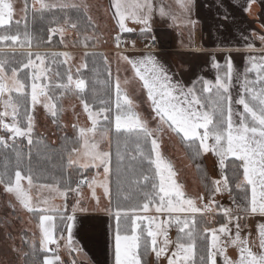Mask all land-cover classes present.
Returning a JSON list of instances; mask_svg holds the SVG:
<instances>
[{"label": "snow or ice", "instance_id": "obj_1", "mask_svg": "<svg viewBox=\"0 0 264 264\" xmlns=\"http://www.w3.org/2000/svg\"><path fill=\"white\" fill-rule=\"evenodd\" d=\"M182 10V14H188L190 16L192 10L193 0H177ZM254 2V0H250ZM41 7L46 5L41 4ZM112 7L115 9L114 18L121 32H129V29L125 26V19L131 18L134 22L141 24V34L146 35L151 32L150 20L153 12V4L151 0H136V2H129V0H113ZM161 17L165 15H171L166 13L163 7L158 9ZM13 15V5L9 0H0V26L8 25ZM175 20V16L172 17ZM187 23L194 24L195 22L191 19L186 20ZM75 27V25H73ZM119 39V37H117ZM154 40L155 37L153 36ZM261 44L264 45V36L259 37ZM12 41L13 44L19 42L21 47L25 46L27 41L30 46V38L28 33L24 34V38L21 39L19 34H0V42ZM147 47V46H146ZM248 48L251 50L252 45L249 44ZM65 57L67 53H62ZM33 53H27V63H22L24 69L35 68V61H39L41 65L44 64V57L36 53L35 61L32 59ZM120 60L125 61L131 65L135 77H138L139 81L142 82V88L146 90L147 99L151 102V111L155 113L156 117H159L161 124H167L169 129L175 132L177 135L182 134L183 141L189 142L188 147L192 148L196 141H199V150L208 152L211 150L216 156L220 158L221 167L224 166L225 160L229 157H235L237 161L241 163L235 165V171L233 177L235 186L237 189L244 188L245 184L251 186V200L250 204L244 206L237 205V214L235 217L232 216V209L220 210L224 212L225 216H228L230 221L235 219L236 224V235L234 237L228 236L227 241L224 243L226 247L229 243L233 246L240 248L241 257L238 261H231L224 252V247L221 246L220 237L217 232L227 234L229 229L227 225H221L217 230L215 228H205L206 232L211 234V240L207 243L205 248V255L201 256L202 264H216L215 256L220 254L224 257V264H264V253L259 256L254 255L251 250L247 247V239H242L240 236L239 220L242 218L241 214H246L249 211L253 214L259 213L264 215V84H261L259 90H257L256 83L264 81V56L260 57H249L248 63L251 67H246L245 77L248 72L255 71L257 74V81L254 83L245 78L244 92L247 96L242 95L239 99L233 101L229 94V86L233 76V62L231 59H227L226 67L227 71L223 76L218 75L214 84L209 81L203 82V87L200 94L194 88L185 90L182 85L178 82H173L172 77L168 75L167 69L161 64L151 52L146 53L143 57L131 59L127 56L119 57ZM7 60L0 58V104L3 105L4 111L0 112V129H5L12 134L13 137H20L29 135L32 130L33 116L30 112L26 111L25 115L28 120L27 128L19 126L18 116L19 108L23 103L20 99H14L11 95L7 99H2L5 92L11 93L13 91L23 94L25 97V84L17 79V73L20 71L17 67L11 68V77L7 76V69L5 65ZM214 68H220V65L213 63ZM41 72H36L32 75V91H31V103L33 107L37 104L42 103L39 97H45L46 101L43 106L51 113L53 117L57 115L56 105L52 103L51 97L46 91L47 85L41 86L36 83L40 79ZM10 81V83H9ZM73 83V77L68 75V84ZM75 88L80 92H83L85 87L84 80H76ZM128 83V81H125ZM59 88H67L68 85L59 84ZM214 90V91H213ZM208 94V95H205ZM84 110L88 112L89 119L92 121V128L80 129V138L83 140V155L90 157L93 161L99 160L104 165V173L107 178V174L110 169L108 167L107 157L109 153H102L97 151L98 143L90 142L88 139V133L96 132L97 117L104 112H110V108H101L99 112L93 113L90 110V106L84 103ZM233 103L242 105L243 111H234ZM135 103L129 98L127 93L121 89L120 82H116V102H115V130L117 136L124 133H128L135 137V148L137 156L132 157L136 160L137 157L142 158L139 161L140 169L139 175L134 181L137 183L139 180L151 184V191H144L142 193L143 205L141 207L140 201L136 200L130 203L128 207L122 206L119 202L116 205L115 220H116V231H115V264H141L139 250L143 248L145 253L148 252L149 247L151 251L155 252L157 258L161 256L163 252L167 250V245L170 241L167 239L166 231L163 225H156L157 230L149 228L147 236L151 238L150 242L144 238L143 232L137 233V219H148L149 223H155V218L138 217L134 215L138 210L147 212L150 210V205L155 208L156 212H167L172 213H196L200 211H211L213 201L210 199L203 209L195 206L193 199H185L184 192L181 191V186L175 182L173 177L175 172L172 169L170 163L165 161L160 153V144L158 137L154 138L153 133L157 132L158 129H150L147 125V121L143 120L142 117L134 111ZM11 109V111H9ZM206 109V110H205ZM11 116L12 122L5 123L4 117ZM238 117V121L234 119ZM105 120H109L110 117L105 115ZM198 129H203L201 134ZM103 134H101L102 138ZM211 137L214 143L209 145L208 140ZM31 142V141H29ZM150 142V149L147 145ZM0 145H6V141L3 137H0ZM127 141H125V147ZM117 155L120 159L119 148ZM147 162V165L144 162ZM87 163L83 164L82 167H88ZM154 166V173L152 167ZM243 170V179H240L239 169ZM25 179L20 171L15 173V181L13 182L11 177L7 173L0 174V183L5 185V191L12 193L20 201L22 207L27 209L29 212L40 211H56L54 207L46 209H34L31 205V197L27 194L25 189L21 185V180ZM28 184L31 187L32 179L31 176L27 177ZM159 180L157 185L156 180ZM84 183V181H81ZM93 180L89 187L95 184ZM119 183V181H118ZM216 186L215 191L220 192L221 187L227 189L229 187V180L227 177H222L221 180H215L212 182ZM104 188L105 196L109 195V188L106 183L100 185ZM79 187V186H78ZM58 192L61 197L66 198L68 191L75 192L76 195H80L77 189H66L61 192L59 189H53ZM121 195V189L117 190V196ZM159 198V204L156 203V198ZM93 198L95 191H93ZM175 198V199H173ZM126 201H131V194L124 196ZM199 199L203 200L201 196ZM247 199V196H245ZM97 202L98 199H97ZM48 203L47 200L44 201ZM79 200L72 206V211L75 213L77 210H83L79 208ZM111 212V209H108ZM129 212L133 215L130 216ZM54 219L51 215L41 214L40 229L43 239L41 240V246L43 247L47 243H55V239L52 235V228L55 225L45 227V221L51 222ZM75 220L74 215H67L66 213L61 215V221L65 222L66 230L68 232L67 246L73 250L74 248L71 240L73 221ZM129 221H131V234H127L129 230ZM167 223V222H165ZM175 223L179 227L181 224L183 227H179L180 232H184L185 228L189 227L187 219L181 220L178 216L175 217ZM259 230V246L264 249V225H258ZM163 235V246L158 245L156 237ZM189 241L193 239V232L189 231L186 233ZM63 238V237H61ZM207 239V238H205ZM181 238L178 237L176 241V252L172 253V256L166 257L168 264H179V253L183 252L184 259L187 260L188 254L193 249L191 242L185 244L180 242ZM173 257H176L175 259ZM59 259V257H56ZM45 264H51L47 259Z\"/></svg>", "mask_w": 264, "mask_h": 264}, {"label": "crops", "instance_id": "obj_2", "mask_svg": "<svg viewBox=\"0 0 264 264\" xmlns=\"http://www.w3.org/2000/svg\"><path fill=\"white\" fill-rule=\"evenodd\" d=\"M79 2L76 4L84 8L86 14L98 27L99 22L96 19L101 18L102 20L105 17V21L108 20L107 23H104L106 29L105 32L102 31L104 34H101L104 37L106 36V42L100 47L105 52L106 61L114 77L115 88L116 82L119 80L121 89L135 103L134 111L140 116V111L145 113L144 118L143 116L141 117L147 121L149 128L151 125H156L158 130L161 131L163 127H166L167 132L171 131L175 135V139L173 138L174 135L172 136L169 133H166L164 137L169 140L177 139L178 141L176 147L179 148V158L182 166L173 170L175 172L173 179L181 186V191L185 194L184 198L193 199L195 206L200 209H203L202 204H206L207 199H211L214 202L211 206V211L186 212L181 214L192 216L206 214L208 217H213L217 211V204L226 209L227 206L225 205L228 199L231 203L233 202L230 200L231 194L229 187L227 189L221 187V191L216 192V186L212 182L225 177V162L228 158L235 159V157L229 156L225 160L224 166L221 167L218 156L211 150L208 152H203L202 150L211 182L209 187H204L202 181L196 174L193 163L180 144L178 135L169 129L167 124H161L159 117L153 119L155 113L151 111V102L147 99L146 90L142 88V82L139 81L138 77H135L131 65L120 60L119 57L127 56L131 59H136L151 52L167 69L168 75L172 77V81L174 83L178 82L185 90L193 88L194 84L199 80L202 82L209 81L214 84L217 76H223L227 71L226 61L230 58L233 62V76L229 86V94L233 101H235L244 95L245 69L248 67L250 54L255 52L259 57L264 56V45L261 44L259 39V37L264 36V0H254V2H250V0H193L190 16L188 14H182L177 0H151L153 4L152 18L150 20L152 31L146 35L141 34L140 29L143 26L134 22L131 18H126L124 23L132 31H120L114 18L115 9L112 7L113 0H80ZM129 2H136V0H129ZM140 2H143V0H140ZM160 7H163L165 12L171 15L161 17L158 11ZM173 16H175V20H173ZM187 19H191L195 23H187ZM111 35H113V44L108 42L109 36L111 37ZM150 35H154L157 39V46L152 49L139 47L138 39L140 37H149ZM249 44L252 45L251 50L248 48ZM213 63L220 65V68H214ZM83 65L84 62L77 65L76 68H83ZM222 66H225V70L220 71ZM125 81H128V83H125ZM232 107L234 111H243L242 105L233 103ZM234 119L238 121V117H234ZM198 131L201 134L203 133V129H198ZM157 136L158 134L154 132L153 137L155 138ZM208 143L213 144L214 140L209 137ZM164 151L168 155L161 152V156L169 163L167 148ZM216 159L218 161L215 163ZM237 162L239 164L241 163L240 161ZM246 186L249 191L246 204H250L251 186ZM199 195L203 196L204 199H199ZM106 199L109 205L110 193ZM157 204H159V201ZM237 205L239 204L236 202V210ZM43 214L52 216V212L50 211L43 212ZM236 214L237 212H233L232 216L235 217ZM112 215L110 219L100 215H76L75 220L72 222V235L74 240L88 245V249L80 250H83L92 262L97 261L96 264H115V233L112 231ZM241 216L242 218L239 220V224L241 225L240 236L242 239H247V247L251 252L259 256L264 253V249H261L259 246L258 225H264V215H260L259 213L253 214L249 211L246 214L242 213ZM225 217L226 221L221 225H227L229 229L228 233L223 234L217 232L222 247H224L228 236L234 237L237 231V221L234 218L230 221L228 216ZM154 218L155 223L150 224L148 222V228L158 231L156 225H163L170 243L167 245V250L159 258L150 249L148 264H168L166 257L172 256V253L177 251L175 246L176 240L174 238L175 227H171L168 221H166L167 217L165 216ZM37 223L41 233L39 218ZM50 225H55V217L51 222L45 221V227H49ZM221 225L214 228L218 230ZM52 231L55 233V227L52 228ZM66 234L68 236V232ZM156 239L158 245L163 246L164 236L158 235ZM210 240L211 234L209 242ZM93 245L97 249H93ZM242 247L244 245L237 247L229 243L224 247L225 255L233 262L238 261L241 257L240 248ZM184 255L183 252L179 253V264H193L194 247L191 253L188 254L187 260L183 258ZM173 258L175 259L176 257ZM46 259L52 264V255L44 258V264ZM215 261L216 264H224V257L217 254ZM62 264L65 263L63 262Z\"/></svg>", "mask_w": 264, "mask_h": 264}, {"label": "trees", "instance_id": "obj_3", "mask_svg": "<svg viewBox=\"0 0 264 264\" xmlns=\"http://www.w3.org/2000/svg\"><path fill=\"white\" fill-rule=\"evenodd\" d=\"M62 22H66L67 25H75V32L77 37H74L73 41L75 44L78 43L79 37L82 34L96 33L97 30L93 25V22L89 19L88 15L81 6H68V7H55L48 10H32L27 12L25 21L16 22L11 20L8 25L0 27V34H19L20 37H24L25 33L28 36L34 37L38 40V43H34L35 48H49L52 50L46 51L48 55L47 66L52 65L53 73L55 74L56 83L52 85L54 93H68L70 92L67 88H59L57 85L65 84L68 82V67L62 59V42L61 37L58 36L59 26ZM96 39L90 38L86 40L84 47L89 48L86 51L84 69L77 73V77L81 78L85 82L83 92L76 91L77 96L85 103L89 104L90 108L94 111H99L101 108H110V112H106V115L110 117L109 120L104 118L100 120L97 127L100 130L105 131L109 137V152H110V163H109V192H110V209L112 212H116V205L119 202L122 206L128 207L130 203L136 200L140 201L141 207L143 205L142 193L144 191H151V184L139 180L134 183L139 175V161L142 159L137 157L133 160L132 157L137 156L135 148V137L124 133L117 136L116 130L113 126V116L115 114V100H116V88L114 83V77L111 73V69L105 61L104 53L98 50L95 46ZM6 45H10L9 48L12 50L0 51V58L6 59L7 64L5 65L7 72H11L12 67L21 68L22 63L26 61V52L21 50L18 45L13 44L12 41H7ZM1 47V43H0ZM4 47V46H3ZM8 47V46H7ZM25 47V46H24ZM82 46H80L81 48ZM225 70V66H222L220 71ZM27 69H21L18 71L19 79L26 84H29ZM247 80L252 82L257 81V76L252 72L246 74ZM264 84V81L256 83L257 90ZM203 87L201 80L194 84V89L197 94H200ZM214 91V90H213ZM54 93H49L52 96V100L56 105L57 115L53 118L58 121L61 111L60 98ZM208 95V94H205ZM244 96L247 94L244 92ZM14 99H20L23 103L19 108L18 122L19 126L26 127L27 117L25 112H30L31 104L30 98L27 94L25 97L20 93H13ZM180 144L186 151L188 158L193 163L198 178L204 183V186L209 187L210 177L208 174L207 166L203 157L202 150L199 148V141L189 148L187 145L189 142H184L182 135H178ZM31 142L27 140L12 141L6 145H0V174L7 173L11 177L12 181L15 178L16 171H20L25 177L31 176L33 182L43 185H54L61 190L74 189L78 181L91 173L92 169L83 170L80 166L74 164L72 158L75 152L81 145V138L77 133H62L59 134L57 143H53L47 140L46 137L33 133L31 136ZM125 141L127 146L125 147ZM150 149V142L147 145ZM119 148L120 159L117 155ZM147 165V162H144ZM235 165H239L236 159L228 158L225 162L224 173L225 177L229 180V192L231 197L237 202V204L245 205L247 203L249 191L245 185L242 189H237L233 177V172L236 170ZM154 173V166L152 167ZM240 179L242 178L243 170L239 169ZM119 181V183H118ZM157 185L159 180H156ZM121 189V195L117 196V190ZM131 194V201H126L124 196ZM247 196V199H245ZM159 198H156V203ZM216 213L213 217H208L206 214H197L192 216L190 219V227L186 228L184 232L179 230L175 234V240L180 237L181 243L191 242L194 247V260L193 264H202L201 256L205 255V248L210 239V233L205 231V228H214L218 225L223 224L226 221L224 212L221 211L219 204L216 206ZM139 211V210H138ZM32 214L37 216L43 214L40 211H33ZM132 216V212H129ZM112 221V231H116L115 214ZM192 231L193 239L189 241L186 233ZM131 232V221H129V234ZM143 232V236L150 242V238L147 236V231L141 226L140 233ZM67 233L65 222L61 221L58 216L55 217V234L65 235ZM207 238V239H205ZM25 254L23 257L24 264H44V258L52 255V251L39 249L38 247H32L29 241L24 243ZM140 259L142 264H148L150 249L147 253L143 251V248L139 250Z\"/></svg>", "mask_w": 264, "mask_h": 264}, {"label": "rangeland", "instance_id": "obj_4", "mask_svg": "<svg viewBox=\"0 0 264 264\" xmlns=\"http://www.w3.org/2000/svg\"><path fill=\"white\" fill-rule=\"evenodd\" d=\"M79 1L80 0H9V2H11L13 5V15H12L11 20L16 21V22L25 21L27 17V12L30 9L48 10V9L55 8V7L79 6V4H76V3H80ZM41 4L46 5V7H41ZM96 21L99 22V27L98 25L94 23L93 25L95 26L97 30V34L96 33L82 34L79 37V41L77 44H75L73 41L74 37H77V33L74 30L75 28L73 26L67 25L66 22H62L59 26L58 36L61 37V42L63 46L61 49L62 51L61 53L68 54L67 57L62 55L63 57L62 59L64 60L65 64L68 67L69 75L73 77L72 84L69 85L68 82L66 83V85H68L67 89L70 91L68 93H62V94L54 93L55 90L52 89V85L56 83V78H55L56 76L53 73L52 65L47 66L48 55L46 54V51H49L52 49L33 47L34 45L32 44L38 43L39 41L29 35L30 46L28 42L26 41L25 47L20 48L21 50L27 51L26 61L24 63H27V53L29 52L33 53L32 59L34 61H35L36 53H39L44 57L43 65H41L39 61H35L36 67L27 69L28 71L27 76H28L29 84L27 86L25 84V92L28 94L30 98V104H31L30 113L33 116L32 130L29 135L13 137L12 134L9 133L7 130L0 129V137H3L5 139L6 144L12 141L20 142L21 140H27L29 142L31 140V136L33 133H38L46 137L47 140L53 143H57L59 134L69 132V133H77L80 136L81 128L86 129V130L92 128V121L89 119L88 112L84 110L81 99L76 94V91L78 89L75 88L74 82L76 80H82L81 78L77 77V73L81 71L82 69H84L86 66L85 55L87 53L86 51H88L89 49V48L84 47L86 44V40L90 38L96 39L97 42L95 43L96 45L95 47L98 50L103 51L101 49L102 47L100 46H102L104 42H106L105 41L106 36L104 37L101 34H104L103 32H105L106 30L104 27L105 25L104 23H107L108 20L105 21V17H103L102 20L100 18V19H96ZM1 34H6V33H1ZM23 38L21 37V39ZM6 42L7 41L0 42L1 43L0 51L9 50V49L12 50V48H9L10 45H6ZM108 42H110V44H113V35H111V37L109 36ZM16 45L21 47L19 42H17ZM80 46L82 47L80 48ZM103 53H104V57L106 61L105 52L103 51ZM252 56L259 57L256 55L255 52H252L249 57H252ZM83 62H84V65H83L84 67L77 69L76 66L80 65ZM250 67H251V64L248 63V68ZM21 69H24V68L21 66L20 70ZM36 72L42 73L40 75V79L37 80L36 83L41 86L47 85L46 91L48 92V95L51 97L52 103L54 102L52 100V96L49 94L50 92L56 94V96L60 98V101H61V111H60L61 113L60 114L61 115L58 121H55L51 113L44 108L43 104L47 102L45 97L43 96L39 97L42 103L37 104L34 107L31 103V91H32L31 86L33 83V80L31 77ZM252 73L257 76L255 71H253ZM6 74L8 77H11V72H7ZM17 79H19L18 73H17ZM13 93H17V92L15 91L11 93L5 92L2 99H7L9 95L13 97ZM90 110L93 113L99 112V111H94L91 108ZM3 111H4V107L2 104H0V112H3ZM9 111H11V109H9ZM140 113H141V116H143L144 118L145 113L141 111ZM105 115H106V112L101 113L97 117V124L100 120L104 118ZM114 118H115V114L113 116V126H114ZM26 121L28 125V120ZM4 122L11 123L12 122L11 116L4 117ZM27 125L26 127H23V128L26 129ZM150 128L158 129L156 125H151ZM167 131H168L167 128L163 127L161 131L158 130L155 133H157L160 138L158 140L160 144V149H159L160 153L162 152L168 155L164 151L165 148H167V152L169 153V158H168L169 163L172 166V169L175 170L177 169V167L179 168L182 166V162L179 158V148L176 147V144L178 141L177 139L174 140L175 135L171 131L169 132ZM166 133H169L172 136L174 135L173 136L174 139L169 140L166 137H164ZM101 134H103L102 138H101ZM88 139L90 142L98 143L97 151L102 152V153L104 152L109 153L107 157L108 167H109L110 152H109L108 134L105 131L100 130L96 125V132L94 134L88 133ZM208 144L211 145L212 143H208ZM82 145H83V140L81 139V145L79 149L75 152V155L73 156L72 160L74 164H76L77 166H80L83 170L92 169V171L91 173L87 174V178L83 184H77V186L74 188L79 191L80 195H76L75 192L68 191L66 193V198L61 197L58 194V192L53 190V189H59L57 186H54V185L46 186L43 184L35 183L33 181L30 187L28 184L27 177L22 175L23 177H25V179L21 180V185L25 189L27 194L31 197V205L34 209H46V208L54 207L56 211H50V212H52L53 217L58 216L59 218H61V215L64 213L68 215H74V216L76 215H87V216L100 215L102 217H107L108 219H110L112 214H115L112 211L111 212L108 211V209H110V204L108 205V202L106 199L107 196H105L104 194V188L100 186L102 183H106L109 188V173L107 174V178H106L105 173H104V165L101 164L99 160L93 161L90 157H86L83 155L84 150L82 148ZM163 157L165 158L164 155ZM217 161L218 160L216 159L215 163ZM85 163H87L89 166L82 167V165ZM93 180H95L96 183L93 184L92 187H89V184ZM14 181H15V178L13 182ZM4 189H5V185L0 183V264H24L23 257L26 252L24 248V243H26V241H29L32 247H38L39 249H44V250L47 249L49 251H52L53 253L52 254V264H62L63 262L65 264H96L97 261L92 262L90 259H88L84 251L80 250V249H88V245L85 243H83L84 244L83 245L82 243L76 242V240H74L73 238V235H71L72 244L74 248L77 250H73L72 248H69L67 246V240H68L67 234H65L64 236L60 234L56 236V234L53 231H52V235L56 242L47 243L46 245L42 247L41 240L43 239V237L37 225L38 218L40 217V215L37 216L35 214H32L27 209L22 207V205L20 204V201L16 198V196L12 193L6 192ZM59 190L61 192L65 191L61 189ZM93 191H95V196L99 202H97V199L93 198ZM199 197H201V195H199ZM45 200L48 201L47 204L44 203ZM77 200H79L80 202L79 208L83 210H77L75 213H73L72 206L76 204ZM230 200L236 203L232 197H230ZM208 201L209 200L207 199L206 204ZM232 203L228 199V202L225 205L227 206L226 209H232L233 212H237V210L235 209V206H233ZM206 204L203 203L202 207L204 208ZM134 215L138 217H148V218L165 216L167 217L166 221H168L171 227L172 228L175 227V234L179 230V227L183 226L182 224L179 227L177 226V224L175 223V217L178 216L181 220L187 219V221H190L188 217L189 218L192 217V215H183L181 213L169 214L167 212H156L155 208L151 205H150L149 211L144 212V211L139 210ZM148 222H149L148 219H137V224L139 226L137 228L138 234L140 233L141 226L144 227L146 231H148L149 229ZM175 234H174V238H175ZM93 249H97V248H95L93 245ZM149 249H151V247H149ZM56 257H59V259H56Z\"/></svg>", "mask_w": 264, "mask_h": 264}, {"label": "built area", "instance_id": "obj_5", "mask_svg": "<svg viewBox=\"0 0 264 264\" xmlns=\"http://www.w3.org/2000/svg\"><path fill=\"white\" fill-rule=\"evenodd\" d=\"M154 35H150L149 37H140L138 39V45L139 47L143 48V49H152L155 48L157 46V39L155 38L154 40L152 39ZM155 37V36H154ZM147 46V47H146ZM86 176L82 177L79 181L78 184H83L81 183V181H85L86 180ZM233 206H235V203H232Z\"/></svg>", "mask_w": 264, "mask_h": 264}]
</instances>
